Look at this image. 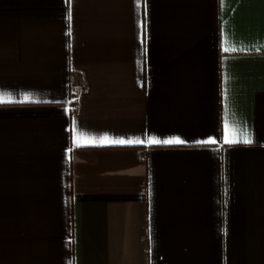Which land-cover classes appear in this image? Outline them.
<instances>
[{"label": "crops", "instance_id": "crops-1", "mask_svg": "<svg viewBox=\"0 0 264 264\" xmlns=\"http://www.w3.org/2000/svg\"><path fill=\"white\" fill-rule=\"evenodd\" d=\"M0 264H264V0H0Z\"/></svg>", "mask_w": 264, "mask_h": 264}, {"label": "snow or ice", "instance_id": "snow-or-ice-1", "mask_svg": "<svg viewBox=\"0 0 264 264\" xmlns=\"http://www.w3.org/2000/svg\"><path fill=\"white\" fill-rule=\"evenodd\" d=\"M71 19V13H69V20ZM227 50V49H226ZM116 143V144H132V143H136V144H141V143H144V141L142 140H136V141H132V140H117V141H109L107 137H104L103 140L101 141V143ZM149 143H152V144H156V143H160L161 141H158V140H155V139H152V140H149L148 141ZM182 141L180 140H166V141H163V143H181ZM210 142H215V141H210ZM226 142H229V143H232L234 141H226ZM252 141L250 139H245L244 140V143H251Z\"/></svg>", "mask_w": 264, "mask_h": 264}, {"label": "built area", "instance_id": "built-area-1", "mask_svg": "<svg viewBox=\"0 0 264 264\" xmlns=\"http://www.w3.org/2000/svg\"><path fill=\"white\" fill-rule=\"evenodd\" d=\"M71 85L74 89H81L83 87L84 83L82 80L75 78V79H73Z\"/></svg>", "mask_w": 264, "mask_h": 264}]
</instances>
